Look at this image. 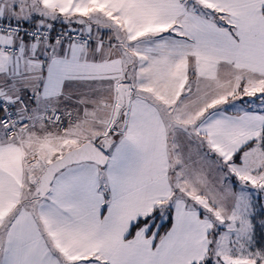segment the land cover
Returning a JSON list of instances; mask_svg holds the SVG:
<instances>
[{"label": "snow or ice", "instance_id": "6c2138e0", "mask_svg": "<svg viewBox=\"0 0 264 264\" xmlns=\"http://www.w3.org/2000/svg\"><path fill=\"white\" fill-rule=\"evenodd\" d=\"M0 264H264V0H0Z\"/></svg>", "mask_w": 264, "mask_h": 264}, {"label": "crops", "instance_id": "0c3cea01", "mask_svg": "<svg viewBox=\"0 0 264 264\" xmlns=\"http://www.w3.org/2000/svg\"><path fill=\"white\" fill-rule=\"evenodd\" d=\"M254 106L253 107H255V104H253Z\"/></svg>", "mask_w": 264, "mask_h": 264}, {"label": "rangeland", "instance_id": "374dc122", "mask_svg": "<svg viewBox=\"0 0 264 264\" xmlns=\"http://www.w3.org/2000/svg\"><path fill=\"white\" fill-rule=\"evenodd\" d=\"M254 106V105H253Z\"/></svg>", "mask_w": 264, "mask_h": 264}]
</instances>
